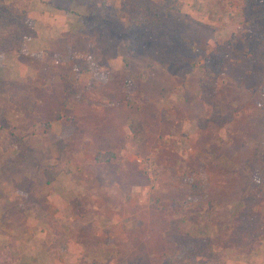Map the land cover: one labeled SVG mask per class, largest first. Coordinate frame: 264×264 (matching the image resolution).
<instances>
[{
	"label": "rangeland",
	"instance_id": "374dc122",
	"mask_svg": "<svg viewBox=\"0 0 264 264\" xmlns=\"http://www.w3.org/2000/svg\"><path fill=\"white\" fill-rule=\"evenodd\" d=\"M61 1L68 20L39 58L24 56L35 75L52 74L39 76L45 84L29 72L4 77L0 61V264H152L174 251L166 234L179 216L227 253L235 203L264 190V0H182L153 27L133 26L119 0ZM219 54L218 85L205 91L207 57ZM14 84L34 91V110L10 98ZM98 111L118 123L120 151L85 139L81 125ZM11 131L23 151L20 141L7 150ZM201 182L210 189L196 195ZM35 210L56 216L66 244Z\"/></svg>",
	"mask_w": 264,
	"mask_h": 264
},
{
	"label": "trees",
	"instance_id": "16d2710c",
	"mask_svg": "<svg viewBox=\"0 0 264 264\" xmlns=\"http://www.w3.org/2000/svg\"><path fill=\"white\" fill-rule=\"evenodd\" d=\"M32 2L33 0H0V61H3L6 54L20 53L28 48L26 41L28 28L30 27L29 13ZM182 4V0H119L120 10L128 17L130 23L136 27L159 25L167 10L180 9ZM221 56L223 55L219 54L212 59L207 57L204 66L205 75H203L204 79L201 82V87L205 91H209V88L215 90V85H218V74L224 60ZM3 82L5 84L6 81L3 80ZM12 88L14 94L10 98L13 101L18 102L23 109L34 110L36 108L38 102L33 90L28 89L21 92L16 84ZM6 92L5 88L0 89V94ZM259 97H263L264 100L263 89ZM218 117H224V115L220 113ZM51 128V122L41 123L34 130H37L36 132H49ZM13 132H9L8 144L5 145L8 146L7 150L13 148V146H18L20 141V147L23 151L25 147L24 137L18 138L17 134ZM57 143L62 144L64 142L59 141ZM63 146H65V143ZM46 174L49 176L47 182H52L53 178L50 179V173L47 172ZM206 186L207 183H193L192 191L196 195H205L206 191L210 189ZM21 189L27 192L29 198L34 197L28 186L21 187ZM263 195L264 190L262 192L258 188L257 192H252V194L250 192L241 197L237 203L235 201L234 203L238 207L223 230L221 241L232 246L233 251L230 253V257H235L234 260L239 261L240 264H249L250 261L254 264H264V259L261 258L264 257V209L260 207V199H263ZM34 212L39 218L41 214L43 222L50 228L56 240H53V243L57 246L66 244L70 238L69 231L60 224L56 216L46 211L39 213L35 210ZM166 239L172 242L174 251L162 264H194L198 263L200 259L208 260L214 264H227L226 252L217 248L214 236L204 234L203 231L191 230L187 220H184L181 216L172 222L171 227L167 230ZM84 242H88L86 245L89 244L88 247L90 246V239H86ZM81 264L104 263L96 258H93L92 263H89L88 259L85 258Z\"/></svg>",
	"mask_w": 264,
	"mask_h": 264
},
{
	"label": "crops",
	"instance_id": "0c3cea01",
	"mask_svg": "<svg viewBox=\"0 0 264 264\" xmlns=\"http://www.w3.org/2000/svg\"><path fill=\"white\" fill-rule=\"evenodd\" d=\"M72 5H70L71 7ZM69 7V5L67 7H65L62 3L61 0H33L32 4H31V9H30V13H29V26L32 25V22L34 23V25H32L31 27H29V29L31 28L34 29L35 26H37L39 20H41L42 25L41 26H37L38 28H41L43 30L38 31V30H34V31H30L29 30V34H28V38L26 41L27 44V49L25 50L24 54L21 53H12V54H7L5 56V58L3 59V66H2V70H1V74L4 75V77H6L5 75H11L14 76V74H21V75H27L26 72H29V74L33 77L32 78H28L26 77V80H30L32 83L34 82L36 85L40 86L41 84H45L46 82L43 80L42 82H39V76L44 77L43 74H40L39 70L37 69L38 65L36 66V68L33 69H37L38 73L35 75L34 71L31 70L30 68L26 67L23 65L24 61L26 60L25 57L30 56L31 57V61L33 62V60L35 59L36 54L38 53H42L43 51H45L46 48L44 45H46V43L48 42H52V40L50 39V36H48V32H54L55 28H62L63 27V17L65 18V20L67 21V17L64 14V11L68 12V9H71ZM33 10V11H32ZM61 15H60V14ZM36 24V25H35ZM14 55V56H13ZM25 56V57H24ZM41 56V55H40ZM37 58H39V56H36ZM12 60H19L21 62V66H19L17 70H15L14 68L10 67V63ZM40 62V61H39ZM36 71V70H35ZM50 73L45 72V76L48 78H50ZM44 77V78H46ZM22 78V77H19ZM55 80V79H54ZM56 81V80H55ZM57 82V81H56ZM94 119H91L89 124L90 125H86L84 124H80L81 125V131L87 133L85 135V139L86 140H90V141H96V140H103V146L105 148L106 145H111L110 147H108L109 150H113L115 151L117 150H121V146L122 144L120 142L117 143H113V141L115 139H117V133L116 131H118L119 133H121V130L119 127H117L115 124H118L115 122V124H112L111 122H106V120H108L109 118H107L104 113H96L95 115L92 116ZM103 125V127H101ZM85 126H91V127H85ZM76 151L78 152H86V150H79L78 147H74ZM69 150L65 151L66 152ZM39 155L41 154V149L38 150L37 152ZM93 161V159H92ZM47 184H50L47 182ZM147 219V217H146ZM145 219V220H146ZM162 235L163 232L159 231V233L153 232L151 233V235ZM230 245H226L225 249L227 251V258L228 260L230 259V253L232 252L231 247H229ZM164 250V249H163ZM161 258V257H160ZM157 261H155L152 264H162V262L165 260L164 258H161ZM202 260L200 259L199 262H201ZM203 261L208 262L207 260L203 259ZM230 262V261H229ZM227 264H230V263ZM198 264V263H195ZM236 264H240L239 261L236 262ZM263 264V263H262Z\"/></svg>",
	"mask_w": 264,
	"mask_h": 264
}]
</instances>
